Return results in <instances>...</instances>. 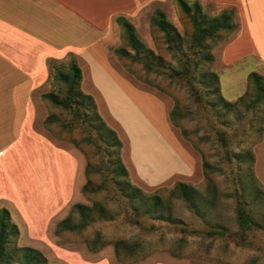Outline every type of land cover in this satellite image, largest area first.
<instances>
[{
  "label": "rangeland",
  "instance_id": "374dc122",
  "mask_svg": "<svg viewBox=\"0 0 264 264\" xmlns=\"http://www.w3.org/2000/svg\"><path fill=\"white\" fill-rule=\"evenodd\" d=\"M187 1L200 2L211 15L225 9L211 0ZM157 8L165 11L168 19L188 37L182 44V50L186 49L187 39L194 30L187 14L177 0H152L134 15H125L134 24L139 37L155 52L156 56L149 55L152 69L146 68L144 60L114 55L115 48L128 46L123 31L115 45L108 48V61L119 75L138 89L157 96L163 107L165 103L166 108L174 110V129L182 147L192 158V172L176 174L164 183H149L136 170L132 136L98 94L94 99L97 108H91L87 98L83 97L78 98L79 105L74 103L69 108L43 97L40 110L43 115L48 112L50 116L46 125L41 124L40 128L50 138L56 137L58 152L71 147L74 159L79 161H75L74 176L78 171L81 185L86 186L83 192L79 190L78 195L74 194L67 202L51 222L50 229L39 233L30 232L23 224L20 227L13 203L0 201V207L10 208L20 229L18 238L11 237L7 246V264H28L27 256L32 254L25 247L35 248L40 253L32 255L36 264H70L59 258L57 247L60 245L64 249L90 251L92 256L103 252L112 257L114 253L108 252V247H115L119 240L120 255L117 254L115 264L121 263L119 257L126 255L129 245L136 246L140 254L151 250L173 254L178 264H264V105L247 107L255 94V87L249 80V74L255 71H251L256 66L255 57L246 56L230 62L223 60L224 49L234 40L237 29L230 33L222 31L221 39L213 47L215 59L210 65L219 76L217 94L208 95V88L201 80L207 72V65L198 67L191 84L186 78L167 76L170 70H164V66L177 68L178 65L169 52L164 33L152 24ZM147 53L144 51L141 55ZM69 62L55 63L51 60L50 63L68 70ZM52 69L50 80L42 91L54 92L59 100H63L67 86L57 78L55 67ZM140 101L150 115L162 121L163 114L156 103ZM126 107V117L136 139L149 148L155 141L161 144V148L154 151L153 147L143 151L138 148L139 160L148 162L147 165L150 161L164 165V144L132 105L127 102ZM103 122L118 133L120 146L112 139V142L107 140ZM205 161L208 167L204 168ZM57 174L61 175L59 171ZM208 177L216 189L208 191ZM129 181L143 192H157L170 199L171 217L168 220L155 219L144 214L143 209L138 211L136 200L131 199L132 190L126 184ZM177 181L192 184L210 196L207 202H200L201 213H196L189 203L171 193ZM258 190H262V194H258ZM239 202L251 214L256 225L243 239L237 216ZM75 204L86 207V225L81 224L83 219ZM61 222L63 226L58 229ZM93 247L98 250H92ZM155 264H164V261Z\"/></svg>",
  "mask_w": 264,
  "mask_h": 264
},
{
  "label": "crops",
  "instance_id": "0c3cea01",
  "mask_svg": "<svg viewBox=\"0 0 264 264\" xmlns=\"http://www.w3.org/2000/svg\"><path fill=\"white\" fill-rule=\"evenodd\" d=\"M151 1L0 0V201L13 203L20 227L23 224L34 233L50 229L54 218L74 194L77 196L79 190L83 192L85 185H81L78 171L74 176L75 161H79L74 159L71 147L58 152L56 137L53 140L40 128L50 116L48 112L43 115L40 110L46 92L42 90L57 62H77L82 71V90L94 95L95 100L98 94L132 136L133 161L146 181L159 184L176 174L192 172V158L176 134L172 110L166 108L165 103L163 107L157 96L138 89L119 75L108 61V48L115 45L123 31L118 17L134 15ZM211 1L225 9H233L238 25L234 40L224 49L223 60L230 62L253 56L256 66L251 71L264 76V0ZM51 60L55 63H50ZM140 100L156 103L162 111V121L150 115ZM127 102L164 144V165L154 161L147 165L148 162L139 160L138 148L143 151L153 147L154 151L159 150L161 144L155 141L149 148L136 139L126 117ZM47 142L50 145H46ZM145 154L144 151L143 156ZM11 215L13 218L12 212ZM60 246H56L59 258L70 264H115L118 257L116 246L108 247L107 251L114 253L112 257L103 252L92 256L90 251ZM157 251L151 250L138 259L132 254L124 255L119 257V264L161 261L178 264L175 255Z\"/></svg>",
  "mask_w": 264,
  "mask_h": 264
},
{
  "label": "trees",
  "instance_id": "16d2710c",
  "mask_svg": "<svg viewBox=\"0 0 264 264\" xmlns=\"http://www.w3.org/2000/svg\"><path fill=\"white\" fill-rule=\"evenodd\" d=\"M179 6L187 14L189 20L193 25V33L189 37L188 45L185 50L183 48V42L188 38L183 34L178 27L168 19L165 11L160 8L155 10L152 17L153 26L157 27L161 32L164 33V40L167 44L169 52L172 58L177 62L178 67L165 68L168 71L167 76L171 78H186L188 83H193L195 79V71L198 67L206 66L207 71L202 75V82L208 88V95L217 94L219 91V76L211 69V64L214 61L213 47L221 39L223 32H233L237 29L238 25L235 21V13L233 9H224L221 13L216 15L209 14L201 5L200 2L195 1L189 3L187 0H177ZM118 22L123 30V37L125 38L128 46H121L114 50V54L120 57H127L131 60L145 61L146 68L150 71L152 69V62L149 59V55H155L153 49L149 48L146 43L139 37L136 32L134 24L124 16L118 17ZM130 48L131 51L128 49ZM147 51L145 56L141 53ZM182 51V52H181ZM156 56V55H155ZM56 69V76L60 81H63L67 86V95L65 99L59 100L54 92L43 94L44 98L50 99L56 105L69 108L74 103L78 104V98H87L89 106L97 108L95 100L92 95L83 92L81 88L82 71L75 60H72L68 65V70H64L59 66H54ZM166 73V72H164ZM249 80L255 87V94L247 104L248 108H254L257 106L264 105V76L260 73L253 71L249 74ZM241 96L240 99H243ZM222 100L225 99L222 97ZM226 103H229L226 101ZM230 105V103H229ZM86 109L88 105L85 103ZM87 114V112H86ZM174 110L171 111V119L176 123ZM102 123V121H101ZM104 131L107 132V140L114 141L117 146L121 145V140L118 133L111 127L107 126L104 122ZM112 142V141H111ZM123 167V166H121ZM208 167L207 161L204 162V168ZM123 169H125L123 167ZM126 173V172H125ZM128 188L132 190V200H136L137 210L143 209L144 214H150L155 219L168 220L171 217V201L170 199L163 198L159 193H146L143 192L139 187L134 186L130 181L126 183ZM86 186V185H85ZM84 186V188H85ZM208 191L209 189H216L214 182L208 177ZM247 188V184H246ZM124 189H127L124 187ZM217 192V191H216ZM238 193V189H236ZM262 190H258V194H262ZM172 194H177L184 201L189 203L190 207L195 210L196 213H201V204L210 200V196H207L204 192H201L194 185L177 181L173 189ZM75 207L80 210L81 218L83 219L82 225L87 223V214L85 206L83 204H75ZM238 222L241 229V237L245 238L248 230L256 227L253 224L251 214L241 205L237 208ZM62 223L58 224V229L62 228ZM20 233L19 226L13 220L10 209L7 207L0 208V264H7V246L10 242V238H18ZM100 240V238H98ZM121 240L116 241V251L120 255ZM98 245V244H96ZM139 246V244H136ZM136 246H128V252L126 255L132 254L134 258H142L146 254L137 255L139 249ZM27 252L29 251L32 255L40 254L38 250L31 247L24 248ZM97 250L93 247L92 250ZM132 253H130V252ZM27 256L28 264H36L35 256Z\"/></svg>",
  "mask_w": 264,
  "mask_h": 264
}]
</instances>
